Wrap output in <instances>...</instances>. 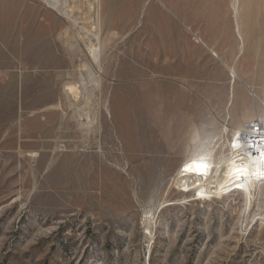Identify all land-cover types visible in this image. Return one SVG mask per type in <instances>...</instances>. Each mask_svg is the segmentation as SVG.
<instances>
[{
	"label": "rangeland",
	"instance_id": "374dc122",
	"mask_svg": "<svg viewBox=\"0 0 264 264\" xmlns=\"http://www.w3.org/2000/svg\"><path fill=\"white\" fill-rule=\"evenodd\" d=\"M231 1L78 0L66 35L44 2L0 0V264H264V183L245 232L241 196L197 202L173 184L192 128L224 123L229 139L249 108L264 122V0H241L242 52ZM97 21L86 126L64 88Z\"/></svg>",
	"mask_w": 264,
	"mask_h": 264
},
{
	"label": "bare ground",
	"instance_id": "6f19581e",
	"mask_svg": "<svg viewBox=\"0 0 264 264\" xmlns=\"http://www.w3.org/2000/svg\"><path fill=\"white\" fill-rule=\"evenodd\" d=\"M39 1L44 2L48 8L55 11L59 16L70 20V26L65 30L66 35H69V32H73V27L77 28L75 14L80 7L74 4L70 5V2L74 3L75 1L78 2V0ZM98 4L99 0H89L88 12L91 11L93 6L96 5L98 7ZM243 6L244 3L241 0L231 1L232 13L235 19V35L238 39L240 52L244 50L245 46V39L242 31L243 17H241ZM78 31L84 36L81 37L91 59L88 64H83L84 72H79L77 83H70L67 84L66 87L64 86V92L74 106L77 117L87 120V122L82 125L91 126L96 120V112L92 109L91 104L96 93H100L102 89V78L99 72L103 69L102 57L105 45L101 39L98 21L96 27L89 29L82 25L79 27ZM194 39L206 46L201 39L197 37ZM70 46H72V44ZM74 46L76 47L77 45ZM74 46L73 48H75ZM228 70L232 75L231 78L234 84L237 77L236 73L232 68ZM71 97L73 100H71ZM230 99H232L233 102V90L230 93ZM253 117L254 110L252 108L244 109L242 114L236 118V123L235 126L231 128L232 133L229 139L226 138L228 128L224 123L222 125L220 124L219 127H216L212 131H200L192 128L187 143L184 145L183 160L180 161L181 163L173 180V184L175 183L177 188L187 193L192 192V197L196 196L200 199L219 197L221 200L225 198L228 199L233 195L241 196L242 204L238 226H240L242 232H245L250 223H247V221L251 218L249 214L253 204L256 200H259L258 197H260L258 195L261 191V186L257 185L259 183L257 179L264 177V156L261 155V153L264 152V142L262 145L258 142H254L253 144L250 136L255 134V132L251 131L250 126H244L245 123H242L244 120H250L251 122ZM260 127L259 132H261V136L264 137V122ZM250 144H252V146H250ZM201 161H206L209 166L207 171L203 174L198 173L195 167L196 163ZM186 165H190L191 170L186 171ZM235 169H244V174L237 175L234 171ZM251 221L264 224V210L256 214ZM145 223V230L146 232L148 231V235H151L150 228L153 224L151 218H146Z\"/></svg>",
	"mask_w": 264,
	"mask_h": 264
},
{
	"label": "snow or ice",
	"instance_id": "6c2138e0",
	"mask_svg": "<svg viewBox=\"0 0 264 264\" xmlns=\"http://www.w3.org/2000/svg\"><path fill=\"white\" fill-rule=\"evenodd\" d=\"M234 146H235V144H234ZM261 155L264 156V152H262ZM195 167H196V171L198 173L203 174L207 171L209 166L207 165L206 161H201V162L196 163ZM185 170L186 171L191 170V166L186 165ZM234 171L236 172L237 175H243L244 174V169H235Z\"/></svg>",
	"mask_w": 264,
	"mask_h": 264
},
{
	"label": "built area",
	"instance_id": "2783aa9c",
	"mask_svg": "<svg viewBox=\"0 0 264 264\" xmlns=\"http://www.w3.org/2000/svg\"><path fill=\"white\" fill-rule=\"evenodd\" d=\"M248 126V125H247ZM256 127L258 128L257 130H255V132H259V128H260V126L259 125H256ZM252 142V141H251ZM257 142V141H256ZM264 141H262V143H263ZM253 143V142H252Z\"/></svg>",
	"mask_w": 264,
	"mask_h": 264
}]
</instances>
